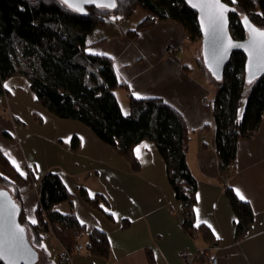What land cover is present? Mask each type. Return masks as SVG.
Masks as SVG:
<instances>
[{
  "label": "crops",
  "instance_id": "obj_1",
  "mask_svg": "<svg viewBox=\"0 0 264 264\" xmlns=\"http://www.w3.org/2000/svg\"><path fill=\"white\" fill-rule=\"evenodd\" d=\"M145 16L142 9L131 17L106 19L86 36L87 51L112 60L117 77L126 85L115 91L124 114L130 95L161 99L183 118L190 132L186 161L197 182L196 223L208 227L214 241L206 243L182 228L181 204L174 198L154 142L144 140L134 147L140 169L133 172L84 124L57 118L36 104L25 77L12 76L3 82L0 94V153L21 176L29 177L16 184L26 220L34 224L40 180L53 172L71 192L78 220L88 231L104 232L110 244L107 259L87 255L83 243L81 252L66 256L50 237L37 249L35 264H150L148 250L153 264H185L183 251L194 253L215 245L218 249L211 253L218 264H264V114L254 137L239 140L236 169L223 178L210 105L215 81L177 23L156 19L130 38L127 32L134 31ZM178 45L179 51L166 53L167 47ZM74 136L79 139L77 150L71 148ZM227 186L245 197L254 215L251 229L240 241L234 240ZM80 189L91 198L101 195V210L88 204ZM56 209L67 213L69 206L61 203Z\"/></svg>",
  "mask_w": 264,
  "mask_h": 264
},
{
  "label": "trees",
  "instance_id": "obj_2",
  "mask_svg": "<svg viewBox=\"0 0 264 264\" xmlns=\"http://www.w3.org/2000/svg\"><path fill=\"white\" fill-rule=\"evenodd\" d=\"M223 1L235 8L229 13L234 38L246 36L243 17L264 28V0ZM136 8H142L146 16L134 31L127 32L130 38L137 30L161 19L180 25L188 43L200 42L196 12L183 0H117L112 10L87 7L84 12L73 10L60 0H0V94L6 79L25 77L36 104L57 118L84 124L122 156L133 172L140 169L134 147L144 140L154 142L164 160L174 198L181 204L182 228L190 236L211 243L214 241L211 231L195 219L197 182L186 161L190 132L183 118L161 99H138L130 95L129 111L124 114L115 91L126 85L117 77L112 60L87 51L86 36L95 27L104 25L106 19L129 17ZM244 65L245 56L234 53L223 79L215 83L210 103L219 172L225 179L236 169L239 140L254 137L264 114V75L248 82ZM71 148H79L75 136ZM28 179L0 153V188L7 189L20 207L16 184ZM224 192L234 214V240L240 241L251 229L254 215L249 203L238 198L230 187H225ZM80 195L101 210L98 205L99 199H104L101 195L91 198L83 189ZM72 198L59 175L47 172L42 176L36 223H28L22 208L19 218L29 229L33 247H44L51 237L66 256L73 253L75 244L83 243L87 255L107 259L110 254L107 235L98 229H86L73 211ZM61 203L68 204L67 213L56 209ZM104 214L111 219L110 214ZM147 258L153 264L149 250ZM0 264L4 263L0 260ZM198 264H207V260L202 259Z\"/></svg>",
  "mask_w": 264,
  "mask_h": 264
},
{
  "label": "water",
  "instance_id": "obj_3",
  "mask_svg": "<svg viewBox=\"0 0 264 264\" xmlns=\"http://www.w3.org/2000/svg\"><path fill=\"white\" fill-rule=\"evenodd\" d=\"M60 1L73 10H76V6L79 5L81 11L78 12H84L87 7H97V3L109 2V0H93V2L82 4L79 3V0H68L67 3H65V0ZM183 1L196 12L197 24L201 35V61L205 70L214 79L215 83L223 79L225 67L232 55L236 52H240L245 56L244 72L248 82H252L264 75V49L259 47V42L264 38L256 37L258 46L256 50H253V37L251 33L253 27L257 31H264V28H259L247 17H243L242 24L246 31V36L243 39H236L231 34L229 23V13L235 11L233 5H229L221 0L228 9L225 13V23L217 21L215 19L214 9L203 6L202 0ZM115 3L117 5V0H115ZM70 4L72 5L71 7L69 6ZM193 5L196 6L194 7ZM114 8L107 7L106 9L112 10ZM0 193H4L7 201L16 205L14 213L7 208L0 211V239L7 237L11 231L17 230L16 226L19 225V227L24 229V232L20 233L22 239L12 240L9 238L7 240V247L11 249V255L15 257L14 264H35L38 261V250L33 247L30 241L29 229L20 223L21 207L7 189L0 188ZM0 260L4 264H10L8 256Z\"/></svg>",
  "mask_w": 264,
  "mask_h": 264
},
{
  "label": "snow or ice",
  "instance_id": "obj_4",
  "mask_svg": "<svg viewBox=\"0 0 264 264\" xmlns=\"http://www.w3.org/2000/svg\"><path fill=\"white\" fill-rule=\"evenodd\" d=\"M67 2H68V0H65V3H67ZM90 2H93V0H79V3H82V4H87ZM202 3H203V6L212 7L214 9L215 19L217 21H222V22L226 23L225 13L228 11V9L221 2V0H202ZM69 6L71 7L72 5L70 4ZM96 6L101 7V8H107V7H113L114 8V7H116V3H115V0H109L108 3H97ZM193 6L195 7L196 5H193ZM76 10L81 11V8L79 7V5L76 6ZM251 33H252V37H253L252 48H253V50H256V48L258 46L257 41H256V37L264 38V31H257L256 28L253 27L251 29ZM259 47L264 49V39H262L259 42ZM249 82H251V81H249ZM141 147H147V145H143ZM139 151H140L139 148L136 149L138 157H139ZM237 195L240 196L241 200L245 199V197L243 195H241L239 192H237ZM5 208L10 209L11 212L14 213L15 209H16V205L14 203L7 201V198H6L4 193H0V211H3ZM31 222L36 223V220H32ZM16 229L17 230H15V231H11L7 237L0 239V259H4L5 256H8L10 264H14L15 257L13 255H11V249L9 247H7V240L9 238L12 240L22 239V237H20V233L24 232V229L19 227V225L16 226ZM217 238H219V237H217Z\"/></svg>",
  "mask_w": 264,
  "mask_h": 264
},
{
  "label": "built area",
  "instance_id": "obj_5",
  "mask_svg": "<svg viewBox=\"0 0 264 264\" xmlns=\"http://www.w3.org/2000/svg\"><path fill=\"white\" fill-rule=\"evenodd\" d=\"M181 48L180 45L177 47H167L166 48V53L172 54L176 49ZM211 249H218V247L212 246L211 248H206V249H201V250H196L194 253H190L187 251H183L181 253V256L185 262V264H198L202 259L207 260V264H218V258L211 253ZM83 250V246L78 243L75 244L73 247V252H81Z\"/></svg>",
  "mask_w": 264,
  "mask_h": 264
},
{
  "label": "rangeland",
  "instance_id": "obj_6",
  "mask_svg": "<svg viewBox=\"0 0 264 264\" xmlns=\"http://www.w3.org/2000/svg\"><path fill=\"white\" fill-rule=\"evenodd\" d=\"M138 12H142V9H140V8H136L135 10H134V12L132 13V15H130L129 17H131V16H133V15H138ZM195 44V47L197 48V50L199 51V53H200V42H198V43H194ZM42 250V249H41ZM40 250V251H41Z\"/></svg>",
  "mask_w": 264,
  "mask_h": 264
},
{
  "label": "bare ground",
  "instance_id": "obj_7",
  "mask_svg": "<svg viewBox=\"0 0 264 264\" xmlns=\"http://www.w3.org/2000/svg\"><path fill=\"white\" fill-rule=\"evenodd\" d=\"M201 41V40H200ZM177 47V46H176ZM181 48L179 47V49H176L175 51H179ZM201 58V57H200Z\"/></svg>",
  "mask_w": 264,
  "mask_h": 264
}]
</instances>
